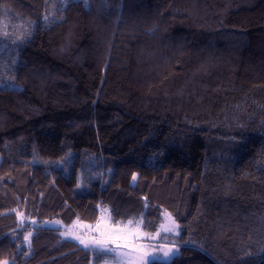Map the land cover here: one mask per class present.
<instances>
[{
	"label": "trees",
	"instance_id": "obj_1",
	"mask_svg": "<svg viewBox=\"0 0 264 264\" xmlns=\"http://www.w3.org/2000/svg\"><path fill=\"white\" fill-rule=\"evenodd\" d=\"M166 213L149 264H264V0H0V264Z\"/></svg>",
	"mask_w": 264,
	"mask_h": 264
},
{
	"label": "rangeland",
	"instance_id": "obj_2",
	"mask_svg": "<svg viewBox=\"0 0 264 264\" xmlns=\"http://www.w3.org/2000/svg\"><path fill=\"white\" fill-rule=\"evenodd\" d=\"M58 224L57 221H46L44 223L45 227H51L53 225ZM162 225H167L168 227H171L170 221L167 220L166 215H163V220L161 225L159 226L158 232L154 234H148L143 232L139 226L133 225V223H125L124 224H117L113 225L109 222V219L107 215H102L98 222L96 223V226L92 228L91 230V225L88 224H83V223H75L73 224V231H80L86 234V232L92 233L91 235L88 233L86 234L87 236L90 235V239L85 240H92V239H99L101 238V235L103 233L107 232H115L118 229H123L127 233H133L136 236V241L135 243L139 246H141V251L146 252L147 255L144 257V264H149L150 262L156 261V262H161V263H169L175 256L178 255L179 248L175 244H164V243H159L160 238L162 235L166 236H173L175 237L178 234V229L177 227L172 228L171 231H164L162 229ZM69 238H71L73 241L79 243L80 245H83L80 243V240L75 239L74 237L76 235L70 234L68 235ZM166 240L170 239L171 241H174L172 237L168 238L165 236H162ZM84 239L83 237H81ZM84 246V245H83ZM93 247H98L96 245H89ZM107 247L115 249L114 252H112L113 258L108 261H105L103 264H128V261L126 258H121L117 254L121 252H127L129 249L123 248L121 245L117 244H108ZM169 249H172V252L166 257L164 256V252L168 251Z\"/></svg>",
	"mask_w": 264,
	"mask_h": 264
},
{
	"label": "snow or ice",
	"instance_id": "obj_3",
	"mask_svg": "<svg viewBox=\"0 0 264 264\" xmlns=\"http://www.w3.org/2000/svg\"><path fill=\"white\" fill-rule=\"evenodd\" d=\"M165 215L167 220L170 221L171 227H168L167 225H162L161 227L164 231H171L172 228L178 227L175 221L172 220L171 214L166 213ZM74 238L80 240V243L83 244L86 248L89 247L90 244L96 245L99 246L101 250L109 253L114 252L115 249L107 247L108 244L111 243L121 245L123 248L129 249V251L121 252L117 255L122 259L126 258L128 264H144V257L147 255L146 252L141 251V246L135 243V234L127 233L123 229H118L115 232L103 233L101 235V238L99 239L94 238L92 240H85L82 239L80 236H75ZM25 239L27 240L28 237L26 236ZM171 252L172 249H169L168 251L164 252V256L167 257Z\"/></svg>",
	"mask_w": 264,
	"mask_h": 264
}]
</instances>
